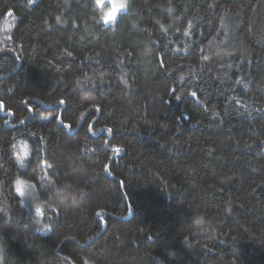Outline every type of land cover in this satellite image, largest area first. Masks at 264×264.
<instances>
[{"label": "trees", "instance_id": "16d2710c", "mask_svg": "<svg viewBox=\"0 0 264 264\" xmlns=\"http://www.w3.org/2000/svg\"><path fill=\"white\" fill-rule=\"evenodd\" d=\"M0 264H264V0H0Z\"/></svg>", "mask_w": 264, "mask_h": 264}, {"label": "clouds", "instance_id": "9594fccd", "mask_svg": "<svg viewBox=\"0 0 264 264\" xmlns=\"http://www.w3.org/2000/svg\"><path fill=\"white\" fill-rule=\"evenodd\" d=\"M127 0H94V7L98 14V19L105 24L115 23L116 18L125 8ZM107 4V6H106ZM13 155L15 156L17 163L20 167H24V162L29 155V144L26 140L19 141L18 144L13 145ZM19 182V183H18ZM15 191L20 196L30 194L33 190V186L24 177L18 176L15 181ZM70 200L59 201L60 204L67 205ZM73 203V202H72ZM37 214H39L38 210ZM170 258H173L175 251L172 250L168 253Z\"/></svg>", "mask_w": 264, "mask_h": 264}, {"label": "snow or ice", "instance_id": "6c2138e0", "mask_svg": "<svg viewBox=\"0 0 264 264\" xmlns=\"http://www.w3.org/2000/svg\"><path fill=\"white\" fill-rule=\"evenodd\" d=\"M29 2L30 3H34L35 2V0H29ZM127 9V2H126V4H125V8H124V10H126ZM57 19H59V18H57ZM116 20H117V18H116ZM115 20V21H116ZM109 23H111V22H109ZM205 58H207V57H205ZM192 95L193 96H195L196 95V93L195 92H193L192 93ZM177 99H179V97H177ZM60 103H64V101H60ZM67 127H71L70 125H68ZM110 131V130H109ZM79 165H76V167H78ZM49 167H50V165H49ZM106 170H107V166H106ZM19 183V182H18ZM60 191V189H57V192H59ZM64 200H70L71 202H75V200H76V196L75 195H70V196H65L63 199H62V202L64 201ZM37 210H38V212H39V215H43V212L40 210V208L39 207H37Z\"/></svg>", "mask_w": 264, "mask_h": 264}, {"label": "rangeland", "instance_id": "374dc122", "mask_svg": "<svg viewBox=\"0 0 264 264\" xmlns=\"http://www.w3.org/2000/svg\"><path fill=\"white\" fill-rule=\"evenodd\" d=\"M106 6H107V4H106ZM123 11V10H122ZM23 198V201H24V203L25 204H27L29 207H31L30 206V204H31V201H32V195H31V193L30 194H27V195H25V196H23L22 197ZM35 211V210H34Z\"/></svg>", "mask_w": 264, "mask_h": 264}]
</instances>
